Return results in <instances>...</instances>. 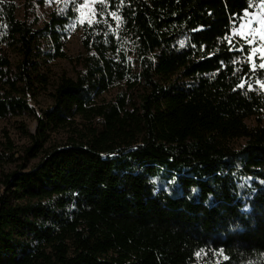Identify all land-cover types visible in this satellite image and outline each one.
Returning a JSON list of instances; mask_svg holds the SVG:
<instances>
[{"label":"trees","instance_id":"trees-1","mask_svg":"<svg viewBox=\"0 0 264 264\" xmlns=\"http://www.w3.org/2000/svg\"><path fill=\"white\" fill-rule=\"evenodd\" d=\"M42 4L0 0V120L36 123L0 132V264H264V69L233 34L262 0H100L75 57L84 0Z\"/></svg>","mask_w":264,"mask_h":264},{"label":"rangeland","instance_id":"rangeland-1","mask_svg":"<svg viewBox=\"0 0 264 264\" xmlns=\"http://www.w3.org/2000/svg\"><path fill=\"white\" fill-rule=\"evenodd\" d=\"M15 3L18 6L17 10V17L19 19H22L23 16V5L26 0H14ZM100 0H95V3H97ZM58 0H43V4L37 6L35 9V15L38 16L41 20H44L46 16L56 7ZM95 3H92L91 0L88 4L84 5V7H81L79 11V15L77 19L73 22H71L67 26L66 36L64 39V49L66 54L69 57H75L79 52H81V46H80V36H81V24L84 22L89 21L93 17V6ZM264 18V9L259 7L258 10L254 13H245L244 17L241 19L240 25L233 31V34L237 35L240 39L245 41V39L239 34L241 30L244 32H249L250 30H258L260 25L258 24V19ZM253 39V44H248L246 41V44L250 46L252 49L254 46L258 49L261 47H264V42H261L259 40L258 36L255 37H249ZM250 62L255 60H259L261 62H264V58H262L259 54V51L252 54L250 57ZM47 73L49 76V82L52 86L59 76H61L63 73L66 74L69 77H74L72 66L69 63V61L64 59L59 60H53L49 61L46 64ZM50 88V86L48 87ZM116 91H110L109 93L105 94L103 96V99L108 100L110 99ZM51 101L48 95L46 93L41 94L37 97L36 103L29 101V104L31 107H33L36 111H38V108H45L48 105H50ZM19 122H24L27 124L29 130L31 132L34 131L36 123L32 119H26V118H18V119H11V120H0V132L3 130L8 132L9 136L13 139L14 143L17 146H20L26 140L22 138L17 130V126ZM248 123H252L251 121H248ZM60 136L56 137L58 139ZM55 139V138H54ZM243 141H238L235 146L238 147L242 144ZM36 160H32L31 164L35 163Z\"/></svg>","mask_w":264,"mask_h":264},{"label":"snow or ice","instance_id":"snow-or-ice-1","mask_svg":"<svg viewBox=\"0 0 264 264\" xmlns=\"http://www.w3.org/2000/svg\"><path fill=\"white\" fill-rule=\"evenodd\" d=\"M90 2V0H84V4L81 5V7H84V5L88 4ZM92 3H95V0H91ZM262 3H264V0H262ZM247 11V10H245ZM258 24L260 25L259 29L258 30H250L249 32H244L243 30L240 31V35L245 39V41L248 43V44H253V39L252 38H249V37H255V36H258L259 37V40L261 42H264V18H259L258 19ZM257 51H259V54L262 58H264V47H261V48H257V47H253L249 53L250 57L252 56V54L256 53ZM252 70L255 71L256 69V65H255V62L252 61ZM260 68L264 69V62H261V64L259 65ZM243 83L241 85H239L240 87L243 86ZM257 83H260L262 87H264V81H257ZM249 88L251 87V84H248L247 85ZM222 254V252H221ZM197 255H199V253H197Z\"/></svg>","mask_w":264,"mask_h":264}]
</instances>
